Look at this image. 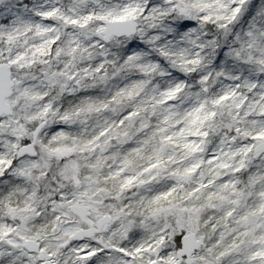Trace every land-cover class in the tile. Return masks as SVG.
<instances>
[{"label": "clouds", "instance_id": "1", "mask_svg": "<svg viewBox=\"0 0 264 264\" xmlns=\"http://www.w3.org/2000/svg\"><path fill=\"white\" fill-rule=\"evenodd\" d=\"M0 264H264V0H0Z\"/></svg>", "mask_w": 264, "mask_h": 264}]
</instances>
